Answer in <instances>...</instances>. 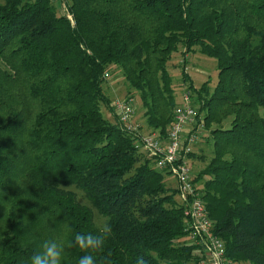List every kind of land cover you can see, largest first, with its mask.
<instances>
[{
  "label": "trees",
  "instance_id": "16d2710c",
  "mask_svg": "<svg viewBox=\"0 0 264 264\" xmlns=\"http://www.w3.org/2000/svg\"><path fill=\"white\" fill-rule=\"evenodd\" d=\"M67 4L73 25L50 0L0 3V63L8 69L0 66V264H30L41 211L56 219L49 240L71 226L64 264L88 254L75 236L100 229L61 189L71 186L111 228L92 253L97 264H136L141 256L148 264H198L178 189L150 160L136 166L137 138L101 113L110 105L104 74L114 66L139 92L148 127L165 139L176 107L167 64L179 47L198 48L217 68L211 92L207 83L195 89L182 71L200 101L197 121L204 112V128L218 126L209 133L211 158L192 183L202 182L195 189L228 259L264 264V0Z\"/></svg>",
  "mask_w": 264,
  "mask_h": 264
},
{
  "label": "rangeland",
  "instance_id": "374dc122",
  "mask_svg": "<svg viewBox=\"0 0 264 264\" xmlns=\"http://www.w3.org/2000/svg\"><path fill=\"white\" fill-rule=\"evenodd\" d=\"M33 1V0H29ZM51 5L55 8L56 14L58 16H65L70 22L71 25L74 24L73 18L68 14L67 11V0H50ZM1 3V0H0ZM0 66L3 70L8 71L5 64L0 63ZM167 70L172 79V87L174 90V94L176 97V106L180 105L182 102V98L185 95L189 96V100L191 105L194 107L195 112L198 113V109L200 107V101H198L196 95L192 90L187 89L189 86V81H184L182 71L187 74L188 78L192 82L195 89H199L204 83H207V87L211 92L217 81V68L216 61L212 58H208L199 53L198 48H194L192 53H184V49L179 47L177 53L173 54L171 60L167 64ZM102 91L105 97L109 100L110 105L109 109L105 106H101V113L105 119H107L110 123L119 125L116 116L113 113V104L116 101H120L123 99L131 98L134 101V116H133V125L136 126V130L134 133L130 135L132 137H136L137 140L135 142L139 154V163L138 166L145 160H150L148 154L142 148V138L145 135H158L157 131L151 130L146 122L144 117V108L142 106V102L139 97V92L133 89L124 79L122 71L117 67H110L104 74V82L102 85ZM204 117V112L200 113L198 118L200 124H202V128L198 131V140L193 147V157L189 158V169L191 173L192 180L198 175L199 171L206 166L211 158L212 147H211V137L209 135L210 130L218 127L216 124H212L210 129L204 128L202 118ZM231 119L225 120L220 127L226 129L230 126ZM26 122H28L26 120ZM120 126V125H119ZM121 127V126H120ZM122 128V127H121ZM170 128V127H169ZM169 130V129H168ZM168 134V132H167ZM150 165L154 168L153 164ZM155 169V168H154ZM164 181L168 188L174 190L178 189L176 185L175 178L169 175H165L164 173ZM196 189H202V182L197 184H193ZM25 186H22L18 190L25 189ZM61 189L73 192L76 196L77 201L89 208L92 212L93 223L95 227L98 229L103 228L107 225V219L100 216L97 211L91 206V204L86 200L83 193L76 189L75 187H62ZM178 191V190H177ZM17 193V192H16ZM16 193L14 194L15 196ZM19 198L23 203H25L27 198V193L23 192ZM175 200L178 202V195L175 196ZM180 203V202H179ZM37 221V231L38 236L36 238V250L38 252L42 249V245L51 238V233L55 228L56 219L52 218L50 215H47L44 211L39 212L38 216L35 218ZM40 232V233H39ZM55 232V231H54ZM51 235V236H50ZM58 241H61L65 246L66 240V232L64 227L60 228L57 235ZM188 245V243H186ZM240 264H249L247 262Z\"/></svg>",
  "mask_w": 264,
  "mask_h": 264
},
{
  "label": "built area",
  "instance_id": "2783aa9c",
  "mask_svg": "<svg viewBox=\"0 0 264 264\" xmlns=\"http://www.w3.org/2000/svg\"><path fill=\"white\" fill-rule=\"evenodd\" d=\"M133 106V99L127 98L116 101L112 108L119 125L129 134L136 130ZM196 116L189 96H183L181 104L174 109V120L167 137L162 139L156 134L145 135L142 148L156 170L175 178L178 199L185 208L186 243L195 248L198 264H237L228 259L223 241L214 235L205 204L192 183L187 157L193 152L198 131L202 128Z\"/></svg>",
  "mask_w": 264,
  "mask_h": 264
},
{
  "label": "clouds",
  "instance_id": "9594fccd",
  "mask_svg": "<svg viewBox=\"0 0 264 264\" xmlns=\"http://www.w3.org/2000/svg\"><path fill=\"white\" fill-rule=\"evenodd\" d=\"M65 232H71V226L64 225ZM111 228L105 225L99 233L77 234L74 244L81 249L88 250V254L79 258L78 264H97V259L92 254L96 249L103 246ZM65 248L61 241L56 239L48 240L42 245V249L30 258V264H64ZM136 264H148L143 257H138Z\"/></svg>",
  "mask_w": 264,
  "mask_h": 264
}]
</instances>
